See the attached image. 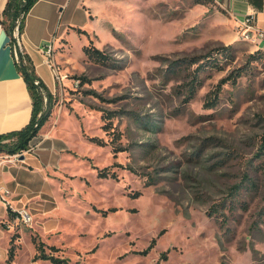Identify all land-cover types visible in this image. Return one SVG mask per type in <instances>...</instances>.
I'll return each instance as SVG.
<instances>
[{
  "label": "rangeland",
  "instance_id": "obj_1",
  "mask_svg": "<svg viewBox=\"0 0 264 264\" xmlns=\"http://www.w3.org/2000/svg\"><path fill=\"white\" fill-rule=\"evenodd\" d=\"M60 1L42 43L56 71L40 72L55 82L38 88L46 121L15 154L0 140L31 218L0 219V264L13 235L12 264H50L33 262L32 237L69 264H264V43L233 39L212 0ZM208 54L221 69L186 62Z\"/></svg>",
  "mask_w": 264,
  "mask_h": 264
},
{
  "label": "crops",
  "instance_id": "obj_2",
  "mask_svg": "<svg viewBox=\"0 0 264 264\" xmlns=\"http://www.w3.org/2000/svg\"><path fill=\"white\" fill-rule=\"evenodd\" d=\"M212 2L216 11L227 16L233 29V35H231L233 39L239 40L236 32L237 22L246 14H253L255 25L264 30V0H212ZM78 4L77 0V7ZM61 6L63 7L64 3L60 0H38L27 13L24 32L18 37L21 52L30 57L37 76L50 91L54 88L55 82L53 77L50 82L42 78L40 72H46V70L51 72V68L41 48L47 35L52 39L56 38L55 20L59 16ZM252 43L254 44H249L255 46V41ZM261 48L264 50V46ZM16 62L9 38L0 27V135L23 129L29 123L32 114V100L23 76L16 67ZM14 178L10 174V168H7L0 173V185L3 182L2 188H7V183ZM12 202L18 205V200H12ZM5 217H8L7 210L0 201V219Z\"/></svg>",
  "mask_w": 264,
  "mask_h": 264
},
{
  "label": "trees",
  "instance_id": "obj_3",
  "mask_svg": "<svg viewBox=\"0 0 264 264\" xmlns=\"http://www.w3.org/2000/svg\"><path fill=\"white\" fill-rule=\"evenodd\" d=\"M37 1L38 0H6L4 7L2 9V12H1L3 19L0 20V25L2 27L3 32L9 38V44H10L11 49L16 42V37L14 36L15 29L17 30L18 37H20L22 33L24 32L25 17L27 13L29 12V10L31 9V7ZM19 18H20V21H19V24H17V20ZM84 51L91 58L94 57V59L96 58L99 59L102 56L101 52H99V50L94 49V48L91 49L89 47H85ZM216 51L224 52L226 51V48L221 47V48H218ZM256 51H257L256 52L257 55L264 54V51H262L261 49L260 50L257 49ZM12 54H14L13 49H12ZM17 54H18V58L20 59L19 60L20 62L19 63L18 61L16 62V67L18 71L21 73V75L23 76L28 92L30 94V97L32 100V114H31L29 123L23 129L19 131L0 135V140L15 138L18 143L13 149L7 150L9 154H15L16 151L20 149L21 150L26 149L27 145H29L28 144L29 141L37 135L39 128L46 121V117L43 116L39 120H37V122H35V119H36L35 116H36V113L39 111L38 107L40 106V103H41V96L38 93V88L47 90V87L45 86L43 81L40 79V77L37 76L35 69H34V65L30 57L26 53L21 52V51H19ZM202 58H204L205 61H203L200 64H198L200 61V59L198 58H190V59H187L186 62L189 65L197 64V66L194 69V72L199 71L202 67L204 68L216 67L218 69H221L219 68V65L217 63L210 61L209 54L202 56ZM238 75L239 74H237L236 76ZM236 76L234 77L228 76V77L222 78L216 85L215 89L209 93L208 100L204 104V107L212 108L216 106L217 102L219 101L218 100L219 92H220L222 84H225V82H227L228 80H231L234 82V79L236 78ZM199 85H200V81H198L197 75H194L190 79V83H188V87L186 88L187 99L191 100L193 98L196 88ZM261 148H264V140H263ZM0 151L2 150L0 149ZM262 154L264 155V152ZM101 173H103L104 175H107L105 174L104 171H101ZM11 215L13 216L14 214H11V210L7 208L8 218L11 217ZM14 237H17V235H13L10 239L11 245L8 248L7 258L4 264H12V262H14L13 259L15 257V248H14V244H12ZM31 242L34 245V249H35V254L33 256V262L39 259V260L48 261L50 262V264H69L65 258L57 257L53 254L54 252L58 251V249L55 248V246H47L44 244V242L37 241L35 237L31 238ZM153 244H154V240H151L149 243V246L146 248L147 250L145 251L147 252L150 249V247L153 246ZM46 248L49 250V252H46L45 250Z\"/></svg>",
  "mask_w": 264,
  "mask_h": 264
},
{
  "label": "built area",
  "instance_id": "obj_4",
  "mask_svg": "<svg viewBox=\"0 0 264 264\" xmlns=\"http://www.w3.org/2000/svg\"><path fill=\"white\" fill-rule=\"evenodd\" d=\"M254 18L255 17L253 14H246L244 18H242L241 20L237 22L236 32L238 33V36L255 37V45H258L259 43H264V30L258 28L255 25ZM50 45L51 43L41 48L42 53L46 57H48L49 55ZM17 49L21 51V44H20L18 37H16V42L13 45V52H14L16 60L18 61ZM47 62H48V59H47ZM50 68H51V72L53 75V72H56V71H52V67ZM55 75L58 79L59 78L58 74L55 73ZM11 195L12 194L9 189H7L6 187H3V188L0 187V201H2L4 206L6 208H9L11 212H13L16 219L21 220L23 223H29L31 221V218L29 217L28 213H25L26 212L25 208H20L19 210L17 208H14L12 204Z\"/></svg>",
  "mask_w": 264,
  "mask_h": 264
},
{
  "label": "bare ground",
  "instance_id": "obj_5",
  "mask_svg": "<svg viewBox=\"0 0 264 264\" xmlns=\"http://www.w3.org/2000/svg\"><path fill=\"white\" fill-rule=\"evenodd\" d=\"M243 38H244L245 40L250 41V42H254V41H255V40H253L255 37L243 36ZM252 38H253V39H252ZM52 45H53V44H51L50 47H49V55H50V53H51V51H52ZM49 55H48V56H49ZM48 64L50 65V67H52L51 64L49 63V61H48ZM52 71H55V70L52 68Z\"/></svg>",
  "mask_w": 264,
  "mask_h": 264
}]
</instances>
